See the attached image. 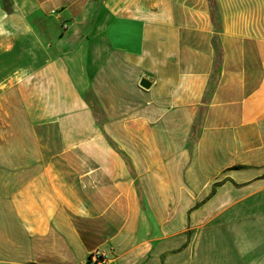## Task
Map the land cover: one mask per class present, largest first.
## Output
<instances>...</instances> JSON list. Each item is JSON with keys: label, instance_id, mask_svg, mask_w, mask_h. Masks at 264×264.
Instances as JSON below:
<instances>
[{"label": "crops", "instance_id": "1", "mask_svg": "<svg viewBox=\"0 0 264 264\" xmlns=\"http://www.w3.org/2000/svg\"><path fill=\"white\" fill-rule=\"evenodd\" d=\"M0 264H264V0H0Z\"/></svg>", "mask_w": 264, "mask_h": 264}, {"label": "water", "instance_id": "2", "mask_svg": "<svg viewBox=\"0 0 264 264\" xmlns=\"http://www.w3.org/2000/svg\"><path fill=\"white\" fill-rule=\"evenodd\" d=\"M139 86L142 88V89H149L150 87V82L148 80H146L145 78H142L139 82Z\"/></svg>", "mask_w": 264, "mask_h": 264}, {"label": "built area", "instance_id": "3", "mask_svg": "<svg viewBox=\"0 0 264 264\" xmlns=\"http://www.w3.org/2000/svg\"><path fill=\"white\" fill-rule=\"evenodd\" d=\"M93 260H98V259H102L103 255H101L100 253L96 252L94 255H92Z\"/></svg>", "mask_w": 264, "mask_h": 264}, {"label": "trees", "instance_id": "4", "mask_svg": "<svg viewBox=\"0 0 264 264\" xmlns=\"http://www.w3.org/2000/svg\"><path fill=\"white\" fill-rule=\"evenodd\" d=\"M216 185H219V184H215V186H216Z\"/></svg>", "mask_w": 264, "mask_h": 264}, {"label": "rangeland", "instance_id": "5", "mask_svg": "<svg viewBox=\"0 0 264 264\" xmlns=\"http://www.w3.org/2000/svg\"><path fill=\"white\" fill-rule=\"evenodd\" d=\"M64 23V22H63Z\"/></svg>", "mask_w": 264, "mask_h": 264}]
</instances>
